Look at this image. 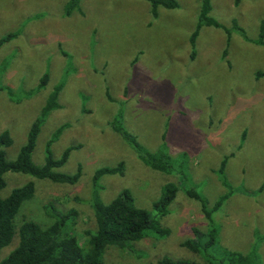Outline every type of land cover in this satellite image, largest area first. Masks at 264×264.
<instances>
[{
    "label": "rangeland",
    "instance_id": "rangeland-1",
    "mask_svg": "<svg viewBox=\"0 0 264 264\" xmlns=\"http://www.w3.org/2000/svg\"><path fill=\"white\" fill-rule=\"evenodd\" d=\"M67 1L0 0V38L17 32L0 46V132L7 130L13 140L4 148L6 158H16L49 92L62 84L60 105L42 124L32 160L43 164L47 141L62 127L50 150L59 158L66 148L73 149L56 170L71 174L81 166L75 184L4 173L0 197L34 183V194L14 217L16 228L27 220L49 224L44 206L51 203L58 210L77 211L68 226L83 241L86 228L96 231L89 202L92 175L123 161L120 173L99 180L101 199L107 203L127 188L135 204L169 232L148 231L134 243V253L109 246L105 264H158L163 256L206 264L207 258L181 244L194 237L193 228L205 234L202 242L214 231L213 243L201 253L219 259L224 251L248 253L255 246L254 264H264V45L233 29L227 44L222 29L203 26L192 48L202 0H176L177 7L160 6L156 16L147 0H80L79 8L65 15ZM211 4V16L224 26L236 20L250 39L257 38L264 0ZM45 72L47 83L37 89ZM117 115L147 151L165 144L173 160L171 173L139 159L113 129ZM224 156L227 185L217 171ZM168 182L178 190L168 213L158 217L152 203ZM189 188L207 200V208L225 193L211 220L186 194ZM17 242L15 234L0 250V260Z\"/></svg>",
    "mask_w": 264,
    "mask_h": 264
},
{
    "label": "trees",
    "instance_id": "trees-1",
    "mask_svg": "<svg viewBox=\"0 0 264 264\" xmlns=\"http://www.w3.org/2000/svg\"><path fill=\"white\" fill-rule=\"evenodd\" d=\"M151 4V14L156 16L160 6L165 8H175L178 6L176 0H147ZM80 0H68L65 4L64 14L70 15L74 9L79 8ZM238 5L241 0H233ZM211 0H202L198 21L196 27L190 36V44L195 48V39L203 26H212L222 29L227 36V44L231 35V29L236 30L247 41H252L259 45H264V19H261L259 31L256 39H250L246 31L238 25L236 20L231 27L224 26L215 17L211 16ZM17 32L8 33L0 38V46L11 40ZM195 51L193 50L192 54ZM264 75V72L261 73ZM48 80V72H45L37 89L43 88ZM62 84L53 86L49 92L39 115L32 122L25 143L21 146L19 153L13 160L7 159L5 147L12 144V137L7 130L0 132V190L5 186L4 173H26L38 179H48L56 183L75 184L80 178L79 165L76 172L71 174L57 171L68 159L73 147L66 148L61 157L55 158L50 150L53 139L61 132L59 127L53 133L51 139L46 143L45 158L41 165H37L32 160L36 139L40 132L47 115L57 109L60 105L59 91ZM11 92V91H9ZM113 129L119 133L128 143L139 159L152 169L166 173H171L174 169L172 157L166 151L165 144L159 147L156 152H149L137 140V137L130 134L123 127L118 115L112 121ZM228 156H224L218 173L223 176L222 182L227 185L224 177V169ZM124 162L119 161L114 167L102 166L97 168L92 175L93 194L90 199V206L95 220L96 231L91 232L93 228L84 230L83 241L74 234V229L70 230L68 224H74L78 215L74 209L58 210L53 204H45L44 210L52 218L47 225H40L34 221L27 220L22 222L18 228L14 223V217L19 210L22 202L30 199L34 194V183L28 181L12 189L9 195L0 197V250L10 244L15 234L18 236L16 246L0 260V264H105L104 253L109 246L117 247L120 250L134 253V243L147 236L148 231H153L158 236L168 234V229L161 226L159 220L153 219L150 213L135 204L131 191L127 188L122 189L114 198L105 203L98 193L99 180L109 173H120L123 169ZM264 186V182L260 187ZM178 188L173 182L164 184L162 194L158 200L152 203L153 211L156 216H165L168 213V206L175 198ZM186 194L198 200L201 203V210L204 216L211 220L212 213L219 209L220 204L225 199V193L221 195L211 207L207 208V200L195 189L189 188ZM74 228V227H73ZM197 228H193L194 237L182 242V246L188 248L196 254H201L208 259L206 264H254L257 261L258 250L253 246L248 253L239 251H224L222 258L209 256L206 251L214 241V231H209L208 242L201 241L204 233H199ZM206 261V260H205ZM158 264H201L196 260L173 259L163 256Z\"/></svg>",
    "mask_w": 264,
    "mask_h": 264
}]
</instances>
